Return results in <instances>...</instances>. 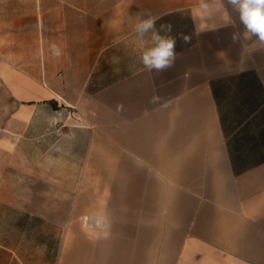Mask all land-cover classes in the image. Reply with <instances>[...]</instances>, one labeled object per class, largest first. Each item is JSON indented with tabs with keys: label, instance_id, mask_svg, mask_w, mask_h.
<instances>
[{
	"label": "crops",
	"instance_id": "obj_1",
	"mask_svg": "<svg viewBox=\"0 0 264 264\" xmlns=\"http://www.w3.org/2000/svg\"><path fill=\"white\" fill-rule=\"evenodd\" d=\"M0 2V264H264V45L228 0Z\"/></svg>",
	"mask_w": 264,
	"mask_h": 264
},
{
	"label": "clouds",
	"instance_id": "obj_2",
	"mask_svg": "<svg viewBox=\"0 0 264 264\" xmlns=\"http://www.w3.org/2000/svg\"><path fill=\"white\" fill-rule=\"evenodd\" d=\"M228 2L239 13L240 22L245 27V36L250 38L255 36L260 44L264 45V0H228ZM219 0H200L199 10L207 13H212L214 10H218L216 5ZM219 8H223L222 4H219ZM195 11V10H194ZM224 18L227 21L229 19L227 10H224ZM160 17L149 15L147 19H141L136 25V32L143 37L145 34L152 32V41L154 46L142 51L140 60L146 70L149 72L155 70L156 72H163L169 68H172L175 64L177 53L175 51L176 40L171 36H161L155 29L156 20ZM161 29L166 30L168 33L172 31L171 24H162ZM181 38L185 44L191 42L189 35L181 34ZM233 42H237L239 37L235 34L232 36ZM146 43L142 41V44ZM52 51L55 56L61 55V50L53 44ZM159 97L153 95L150 102H155ZM165 108L169 107L168 104L164 105Z\"/></svg>",
	"mask_w": 264,
	"mask_h": 264
},
{
	"label": "rangeland",
	"instance_id": "obj_3",
	"mask_svg": "<svg viewBox=\"0 0 264 264\" xmlns=\"http://www.w3.org/2000/svg\"><path fill=\"white\" fill-rule=\"evenodd\" d=\"M7 2V4L5 5V8H6V12H8V9H13V4L12 2H8L9 0H5ZM29 0H21V3H28ZM1 3V2H0ZM0 12L3 13V5L2 3L0 4Z\"/></svg>",
	"mask_w": 264,
	"mask_h": 264
}]
</instances>
